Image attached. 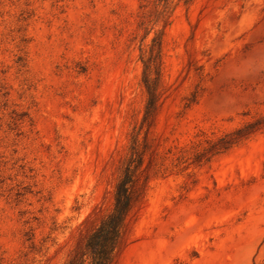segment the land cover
Instances as JSON below:
<instances>
[{"label": "rangeland", "instance_id": "obj_1", "mask_svg": "<svg viewBox=\"0 0 264 264\" xmlns=\"http://www.w3.org/2000/svg\"><path fill=\"white\" fill-rule=\"evenodd\" d=\"M156 37L168 158L109 264L263 261L264 126L208 141L264 116V0H0V264H92Z\"/></svg>", "mask_w": 264, "mask_h": 264}, {"label": "trees", "instance_id": "obj_2", "mask_svg": "<svg viewBox=\"0 0 264 264\" xmlns=\"http://www.w3.org/2000/svg\"><path fill=\"white\" fill-rule=\"evenodd\" d=\"M165 1L169 8L171 0ZM161 38L153 39L148 56H143L145 67L143 82L148 94L145 112L139 127L132 132L130 151L124 161L114 192L112 209L100 220L86 242L87 253L92 264H109L119 244L127 217L137 206L143 204L151 178L162 170L161 163L168 158L166 153H157L150 140L154 132L158 109L161 80ZM264 126V116H259L241 127L227 132L217 139L208 141L216 152L227 150L242 139L249 137L256 129ZM206 150V148L202 149ZM201 150V151H202ZM162 161L157 162L158 157ZM65 264H85L82 255H74ZM264 264V259L261 263Z\"/></svg>", "mask_w": 264, "mask_h": 264}]
</instances>
